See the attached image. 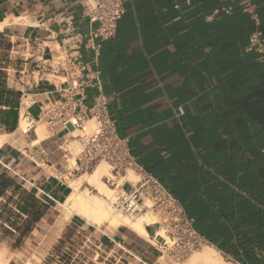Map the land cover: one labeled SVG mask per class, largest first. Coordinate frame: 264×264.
Listing matches in <instances>:
<instances>
[{
    "label": "crops",
    "instance_id": "obj_1",
    "mask_svg": "<svg viewBox=\"0 0 264 264\" xmlns=\"http://www.w3.org/2000/svg\"><path fill=\"white\" fill-rule=\"evenodd\" d=\"M240 1L125 0L99 59L83 49L76 60L90 83L86 106L99 95L98 79L135 163L176 197L205 247L229 264H264V69L246 51L257 25ZM226 5L230 14L206 20ZM255 5L264 33V0ZM83 12V0H0V166L47 206L23 242L45 256L73 222L58 227L74 178L66 173L75 160L63 151L70 136L42 123L43 137L15 134L24 114L36 118L60 98L70 80L55 67L61 31L72 22L89 33ZM11 122L13 132L2 124ZM74 224L104 264H163L154 226L147 238L123 225Z\"/></svg>",
    "mask_w": 264,
    "mask_h": 264
},
{
    "label": "built area",
    "instance_id": "obj_2",
    "mask_svg": "<svg viewBox=\"0 0 264 264\" xmlns=\"http://www.w3.org/2000/svg\"><path fill=\"white\" fill-rule=\"evenodd\" d=\"M83 2V17L92 25L91 30L86 34L77 32L73 23L68 22L61 31L64 42L55 62L57 72L63 71L70 80L59 89V99L49 100L46 105L39 107L36 118H31L29 114H24L23 118L29 125V132H35L42 123L50 129L59 128L69 133L70 138L64 142L63 151L66 159L69 155L75 163L66 173L68 177L92 173L98 165L106 163L110 169L103 180L114 190V211L132 217L145 213L155 216L158 224L154 226V241L160 250V261L163 264L184 263L193 252L205 247V238L196 231L193 220L186 215L167 187L135 163L128 139L120 137L118 133L116 121L111 116L97 77L94 79H97L99 95L90 108L85 103V89L90 83L83 78L84 67L76 60V54L88 49L92 51L94 61L99 59L103 43L115 37L118 24L125 15V0ZM239 6L242 12L251 15L257 25L249 35L246 51L254 53L264 69V33L255 14V0H241ZM232 10L231 5L215 9L206 16V20L211 22L223 14H230ZM75 142L78 143V149L73 147ZM128 171H138L139 179L136 182L128 180ZM59 177L65 179L64 174ZM159 230H163L164 237H159ZM87 244L85 241L84 246ZM94 252L99 255L97 251Z\"/></svg>",
    "mask_w": 264,
    "mask_h": 264
},
{
    "label": "bare ground",
    "instance_id": "obj_3",
    "mask_svg": "<svg viewBox=\"0 0 264 264\" xmlns=\"http://www.w3.org/2000/svg\"><path fill=\"white\" fill-rule=\"evenodd\" d=\"M89 125H91V123ZM28 132L29 125L27 121L22 117L15 135L17 137H20L21 135L27 134ZM4 140L6 139H0V146L2 145ZM108 174L109 171L107 164L101 163L94 169L92 173L71 181L70 186L72 188V192L62 203L64 212L62 213L63 215L61 218V223L69 221L72 216L75 215V217L77 216V218H82L88 225L91 226L100 228L106 223L110 224L113 227H119L123 225L130 227L138 234L148 238L149 234L147 232V227L157 225V218H155L150 213H145L143 215L135 217H128L125 215H121V213L114 212L110 202L113 198L114 190L109 188L102 180L103 177ZM127 179L131 181L130 178ZM83 183H86L88 187L94 189L97 193L94 194L88 188L82 189ZM162 232L163 230H159V237H164V232ZM0 264H4L2 257L0 258ZM186 264L229 263H225L216 250L210 247H205L201 251L192 254V256L187 260Z\"/></svg>",
    "mask_w": 264,
    "mask_h": 264
},
{
    "label": "rangeland",
    "instance_id": "obj_4",
    "mask_svg": "<svg viewBox=\"0 0 264 264\" xmlns=\"http://www.w3.org/2000/svg\"><path fill=\"white\" fill-rule=\"evenodd\" d=\"M37 133L43 137L47 133V131L45 128L41 130V128L38 127ZM23 136L19 138H23ZM73 147L78 149L79 148L78 143L76 142L73 143ZM107 167L109 171L110 168L108 165ZM79 177H81V175ZM79 177L75 176L74 178H72L71 181H74L78 179ZM127 178H130L132 182H135L139 179V177H137V175L133 171L129 172V175L127 176ZM71 181L69 182L71 183ZM103 182L105 183L104 180ZM107 186L111 188L109 185ZM86 188H88L94 194L97 193L94 189L88 187L86 183H83L82 189H86ZM127 189L129 190V188ZM112 201H113V198L110 201L111 206H112ZM58 211L60 212L61 215H63L62 213L64 212V207L62 205L59 206ZM121 215H124V214H121ZM61 218L59 219V222H58L59 228H61L64 225V223H61ZM71 219H73L72 220L73 222L70 224L69 227L66 228L65 232L61 236L62 238L60 240V243H58L57 246H55L51 250L50 254L47 256H45L44 253L41 251H32L28 249L25 246V244H22L20 247H17L16 246L17 236H6L3 234V232L0 231V258L2 257L4 264H104V260L101 258L102 257L101 253L99 255H96V253L94 252L95 250L94 247L91 246L90 244H87V246H84L86 240L82 236V234L77 233V231H79L78 230L79 228L78 226L74 224V222L77 223V225L79 226H85V227H92V226L88 225L86 221L83 220L82 218L80 217L77 218V216L75 217V215H73ZM153 221H154V218H153ZM107 225H110V224L106 223L103 226H107ZM93 227H96V226H93ZM155 230H156V227H155ZM201 250L202 249L195 251L192 254H195L196 252H199ZM192 254L186 259L184 263H181V264H186L187 260L192 256ZM166 259L169 260V257H166ZM222 260L225 263L229 262L223 257H222Z\"/></svg>",
    "mask_w": 264,
    "mask_h": 264
},
{
    "label": "trees",
    "instance_id": "obj_5",
    "mask_svg": "<svg viewBox=\"0 0 264 264\" xmlns=\"http://www.w3.org/2000/svg\"><path fill=\"white\" fill-rule=\"evenodd\" d=\"M2 124L10 127L11 132L16 129V122ZM46 211L47 206L41 200L0 166V231L4 235L17 236L16 246L20 247Z\"/></svg>",
    "mask_w": 264,
    "mask_h": 264
}]
</instances>
